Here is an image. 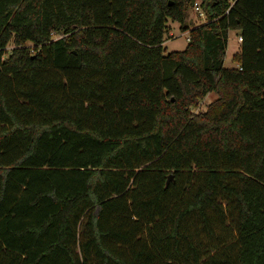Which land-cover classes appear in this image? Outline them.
<instances>
[{
	"label": "trees",
	"instance_id": "trees-1",
	"mask_svg": "<svg viewBox=\"0 0 264 264\" xmlns=\"http://www.w3.org/2000/svg\"><path fill=\"white\" fill-rule=\"evenodd\" d=\"M189 1L0 0V264H264V0Z\"/></svg>",
	"mask_w": 264,
	"mask_h": 264
},
{
	"label": "rangeland",
	"instance_id": "rangeland-1",
	"mask_svg": "<svg viewBox=\"0 0 264 264\" xmlns=\"http://www.w3.org/2000/svg\"><path fill=\"white\" fill-rule=\"evenodd\" d=\"M201 1L207 2L210 0H190L187 7V17L186 20L189 23L199 24L206 19L204 14V9L200 6V10L194 8L195 2L200 3ZM202 12V14L200 13ZM191 26V25H190ZM238 31L230 29L228 30L227 36V45L225 49L223 65L225 67H234L236 63L232 60V54L238 50L239 41H237ZM188 30H181L179 27V22L177 21H168V31L165 35V38L162 42L164 52H169L173 50H181L185 47L187 43ZM11 47V43L7 48ZM216 94L214 92H209L203 98L198 101L196 107L192 108L194 112L199 110H204L209 101L214 99Z\"/></svg>",
	"mask_w": 264,
	"mask_h": 264
},
{
	"label": "built area",
	"instance_id": "built-area-1",
	"mask_svg": "<svg viewBox=\"0 0 264 264\" xmlns=\"http://www.w3.org/2000/svg\"><path fill=\"white\" fill-rule=\"evenodd\" d=\"M194 8H195L196 10H200V8H199V6H198L197 3L195 4ZM200 13L202 14V12H200ZM240 40H241V37L238 35V36H237V41H240Z\"/></svg>",
	"mask_w": 264,
	"mask_h": 264
},
{
	"label": "water",
	"instance_id": "water-1",
	"mask_svg": "<svg viewBox=\"0 0 264 264\" xmlns=\"http://www.w3.org/2000/svg\"><path fill=\"white\" fill-rule=\"evenodd\" d=\"M169 178V177H168ZM168 180V179H167Z\"/></svg>",
	"mask_w": 264,
	"mask_h": 264
}]
</instances>
